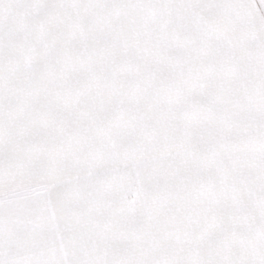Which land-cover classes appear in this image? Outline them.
<instances>
[{
	"label": "snow or ice",
	"instance_id": "1",
	"mask_svg": "<svg viewBox=\"0 0 264 264\" xmlns=\"http://www.w3.org/2000/svg\"><path fill=\"white\" fill-rule=\"evenodd\" d=\"M0 264H264V0H0Z\"/></svg>",
	"mask_w": 264,
	"mask_h": 264
}]
</instances>
